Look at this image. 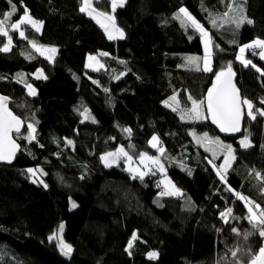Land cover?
<instances>
[{
    "label": "trees",
    "instance_id": "trees-1",
    "mask_svg": "<svg viewBox=\"0 0 264 264\" xmlns=\"http://www.w3.org/2000/svg\"><path fill=\"white\" fill-rule=\"evenodd\" d=\"M12 3L18 9L12 23L26 7L43 27L27 39L9 27L13 45L0 52V93L26 122L24 134L16 136L21 151L15 161L0 163V264H249L264 237L249 222V204L237 193L253 202L257 214L264 210V116L252 120L244 106L240 131L226 133L211 120H182L165 100L172 89L185 107L193 100L206 105L215 73L231 62L242 99L252 102L253 112L264 109V76L236 59L241 46L264 39V0H126L115 13L124 31L120 39H109L80 11L83 0ZM229 3L244 9L231 15L253 23L237 29L222 19ZM97 5L111 10V0ZM181 7L212 38V72L185 59L200 58L203 67L200 33L175 19ZM10 9L0 0V18ZM213 19L221 27H214ZM30 41L57 48V60L42 56ZM7 42L0 35V48ZM89 53L101 57L99 71L88 68ZM244 58L264 70V61L251 50ZM38 68L47 79L32 75ZM25 83L36 88L35 96ZM29 123L36 127L32 141L25 139ZM193 128L235 147L237 158L225 180L210 163L211 154L195 142ZM153 136L163 154L151 147ZM244 136L252 141L249 148L240 145ZM119 148L131 161L104 165L101 156ZM142 153L159 155L165 171L141 164ZM30 168L39 171L33 175ZM138 172L147 174L140 179ZM62 223L72 247L69 258L49 239ZM153 251L158 256L150 258Z\"/></svg>",
    "mask_w": 264,
    "mask_h": 264
},
{
    "label": "snow or ice",
    "instance_id": "snow-or-ice-1",
    "mask_svg": "<svg viewBox=\"0 0 264 264\" xmlns=\"http://www.w3.org/2000/svg\"><path fill=\"white\" fill-rule=\"evenodd\" d=\"M7 2L11 5V11L2 14L3 19H0V34L3 36L8 37L7 44L4 45L3 48H0V52H8L11 50L12 45V37L8 34V31L4 27V25L7 23L8 20L11 19V17L17 12V7L15 4L12 3V0H7ZM244 0H240V3L242 4ZM125 3V0H112L111 8L112 12L114 13L117 9V7H122ZM228 11L224 12L222 14V19H224L226 22H231L236 25V28L238 29L241 25L244 23L252 24L253 20L249 19L245 15H231L232 13H236L237 11L239 13H243L244 9L242 6H239L235 3H229L227 5ZM81 12H87L88 15L93 16V18L96 17H103L105 20L110 22L111 29L114 30L120 38L124 37V33L121 29L116 27L115 24V17L108 13L103 12H96L94 8H92V0H83V6L80 8ZM95 14V15H94ZM175 19H178L181 21V23L184 26H191L193 29H195L197 32L200 33L201 37L203 38L204 42V50L205 55L202 58L203 67H199V60L200 58L197 57H186V61H188L191 64H195L197 66V70H202L204 72H212V56H213V42L212 38L209 35L208 31L205 30L203 25H201L188 11L186 8L181 7L178 11V13L175 15ZM97 23H100V20H97ZM212 24L214 27L217 26L216 20H212ZM24 25H30L32 29L35 30V32H40L42 27V22H39L35 19H33L30 14L28 13L27 8H24V15L20 17L18 22H14L10 25V27L13 30H19ZM101 27L105 29V32L108 33L109 39H114L116 37L113 36L112 31H110L109 24H101ZM19 36L21 38L27 39L25 36L24 31H19ZM32 44V47L39 52L41 55L47 54V59L52 60L53 57L56 54L57 49L52 48H45L44 46L38 45L35 41H30ZM218 47V45L216 46ZM251 50L253 55H259V58L264 61V39L256 38L249 44L243 45L239 48V54L237 55L236 59L240 61V63L244 67L251 66L256 70L257 73H259L261 76H264V70L257 67L256 64L253 63L252 60L245 59L244 53L245 50ZM259 49L260 51L257 53L256 50ZM103 55H107V53H104ZM95 57H89V60H94ZM235 76V73L232 71L231 62L228 64L226 69H223L217 73H215V83L212 85V87L208 90L207 96H206V112L207 115L204 114L203 106L205 105V100L201 101H192V108L190 110H182L181 119H195V120H203L211 118L212 123L216 124L221 132L226 133H234L240 131V124L241 120L244 116V106L247 107V116L251 118L252 120H255L257 117V114L260 116H264V109H257L256 112H253L254 105L251 101H249L246 98H241L239 89L236 87V84L233 81V77ZM43 77L42 71L40 72V76L37 78ZM46 79V77H43ZM29 89V95L35 96L36 91L31 87V85H27ZM171 100L175 101V97H171ZM191 99V97H189ZM167 104V101L165 102ZM261 103L264 104V100H261ZM87 110H85L86 112ZM173 111H177V108H173ZM83 114V113H82ZM85 118H88L87 116ZM24 121H22L18 116L14 115L13 112L8 107V97L0 96V161H6L8 163H11L12 160L15 158V155L17 151L20 149V145L16 143V140L13 139L12 133L15 132L16 134H20L21 132V126L23 125ZM27 128L29 130V134L25 139L32 141L35 140V128L34 125L29 123L27 125ZM125 132L131 133V129H124ZM204 139L207 141V143L213 147L208 148L207 150L212 151L213 155L216 153V149H220L225 153L224 155V164L221 165V169L224 171L227 170L228 167L231 166V161L235 159V156L233 155V148L231 145H225L222 141L219 140V138H216L215 140L209 139L207 137V134H204ZM199 142V141H198ZM69 144L72 143L71 140L68 141ZM151 147L157 148L158 151L163 154L164 148L158 147L159 140L158 137L153 136L152 140L149 142ZM240 145L243 148H249L251 146L249 142V138L245 136L243 139L240 140ZM121 156L126 157L128 161H131L132 157L128 155L127 152L123 148L117 149L116 152H110L105 154V156H102L101 159L105 162L106 166H111L112 164H115ZM140 162L141 164H144L145 167H148L149 165H156L161 170H163V165L160 164V160L158 157L148 156L146 153L140 154ZM211 163V161H210ZM215 167V165H213ZM129 171H136L135 169H132L131 166H129ZM29 173L35 175V173L39 170L37 169H28ZM140 179H143V176L147 173L145 172H138L137 173ZM217 174L220 175L221 180H225L224 175L220 170L217 171ZM259 176V173H257ZM136 178V177H133ZM43 183V181H40ZM47 187V185H44ZM231 190V189H229ZM163 194H171V193H163ZM237 196L239 199L246 201V203L249 204L248 207V220L250 223L253 224V227L259 228V236L264 237V210H260L257 214L256 211L253 210V207L251 206L253 202L248 201L246 197L240 195L237 193ZM73 207H76L75 204H73ZM255 208L259 210L260 206L257 204L255 205ZM232 209H228L227 213L231 214ZM220 216L222 219L225 220L227 223L226 213L221 212ZM63 224L59 225V232L63 231ZM233 232H236L237 230L235 228L232 229ZM50 240L58 239L60 250L63 255L69 256L72 252L71 245H68L63 242L61 238L57 236L56 233H54L52 236L49 237ZM136 239L135 233L133 234L132 240ZM132 247V241H129V248ZM131 254V253H129ZM156 253H149L150 258H155ZM237 253L234 251L232 252V256L235 257ZM250 264H264V246H261L258 250L257 254H254L250 257Z\"/></svg>",
    "mask_w": 264,
    "mask_h": 264
},
{
    "label": "rangeland",
    "instance_id": "rangeland-1",
    "mask_svg": "<svg viewBox=\"0 0 264 264\" xmlns=\"http://www.w3.org/2000/svg\"><path fill=\"white\" fill-rule=\"evenodd\" d=\"M98 1H101V0H92V8H94L95 10H96V12H103V13H108V14H111V15H113L114 17H115V24H116V27H118L119 29H121L122 31H123V29L119 26V24H117V21H116V15H115V13H116V11L113 13L112 12V8H111V10H109V11H107V10H104L103 8H101V7H99L98 5H97V3H98ZM125 3H126V0H125ZM125 3H124V5H125ZM111 4H112V0H111ZM83 6V5H82ZM117 8H119V7H117ZM18 10V9H17ZM117 10V9H116ZM11 11V9L8 11V12H10ZM188 11V10H187ZM189 12V11H188ZM87 13V12H86ZM190 13V12H189ZM88 14V13H87ZM191 14V13H190ZM24 15V14H23ZM95 15V14H94ZM90 16V15H89ZM193 16V15H192ZM13 17V16H12ZM12 17H11V19L10 20H8L7 21V23L4 25V27L6 28V30L8 31V34H9V27H10V25L12 24ZM90 17H92L93 18V16H90ZM194 17V16H193ZM195 18V17H194ZM1 19H3V18H1ZM100 20V23H98L100 26H101V24L103 23V24H109V27H110V31H112V34H113V36L114 37H116V38H114V39H120V37H119V35L114 31V30H112L111 29V26H110V22L109 21H107V20H105L103 17H96V18H94V20L97 22V20ZM196 19V18H195ZM197 20V19H196ZM19 21V20H18ZM198 21V20H197ZM199 22V21H198ZM200 23V22H199ZM201 24V23H200ZM202 25V24H201ZM43 27V26H42ZM42 27H41V29H42ZM204 27V26H203ZM217 27H221L220 25H218V23H217ZM22 29H24L25 30V36H26V33L28 34V36L30 35V33H31V30L32 31H35L34 29H32L31 27H30V25H24V26H22L21 27ZM13 30V29H12ZM105 30V29H104ZM206 30V29H205ZM14 31H16L18 34H19V31H21V29H19V30H14ZM38 33H40V32H38ZM123 33H124V31H123ZM108 34V33H107ZM202 43H203V55H202V58L204 57V55H205V50H204V42H203V38H202ZM12 45H13V42H12ZM11 45V46H12ZM39 45V44H38ZM41 46H44L45 48H52V47H50V46H45V45H41ZM212 51H213V55H214V53H215V50H213V48H212ZM256 51H260L259 49H257ZM94 56H92V57H95V59H99L98 60V62H96V63H94L93 61L94 60H89L88 59V68L89 69H92V70H95V71H99L101 68H103V64H101V63H103L102 62V60H101V57L98 55V54H93ZM42 56H44L45 58L47 57V54H45V55H42ZM57 56H58V51H56V54H55V56L53 57V59L51 60V62H55L56 60H57ZM213 57V56H212ZM202 58H201V61H202ZM253 61V63L254 64H256L257 65V67H259V65L254 61V60H252ZM100 65V66H99ZM191 65H195V64H191ZM202 66H203V62H202ZM42 71V73H43V77H46V79L48 78V76H47V74L45 73V71H44V69L43 68H38L32 75L33 76H35L36 78L38 77V76H40V72ZM43 77H40V78H43ZM43 79H45V78H43ZM216 81H214V83H215ZM25 84H27V83H25ZM27 85H31V87L36 91V94H37V90H36V88L32 85V84H27ZM175 87H178V85H175ZM28 88V87H27ZM29 90V89H28ZM176 91H174V90H172V89H170V90H168V92H167V96L168 95H170L169 97H175L176 99H175V101H173V100H171V99H168V97L166 98V100H165V102L167 101V105H169V106H171L172 108H177V112L180 114V115H182V110H190L192 107H185L183 104H182V101H181V99H180V97H179V95L177 94V93H175ZM250 101V100H249ZM203 110H204V114L205 115H207V112H206V105H204L203 106ZM182 120H184V121H186V122H193V121H195V119H187V118H185V119H182ZM203 120H211V118H208V119H203ZM212 121V120H211ZM32 124V123H31ZM34 128H35V132H36V127L34 126ZM35 132H34V135H35ZM190 133L192 134V136H193V138H194V140H195V142L198 144V145H200L204 150H206L207 152H209L210 154H211V164L212 165H215V170L216 171H218V170H220L221 172H222V174L224 175V177L232 170V168H233V164L235 163V161H236V154H235V147L231 144V143H229V142H224L222 139H221V137H217V136H213L212 134H210L209 132H199V131H197L196 129H192L191 131H190ZM207 134V137L209 138V139H212V140H215L216 138H219V140L220 141H222L223 142V144H225V145H231L232 146V148H233V155L235 156V159L234 160H232L231 161V166L230 167H228L227 168V170L226 171H224L223 169H221V165H223L224 164V159H221V162L220 163H218V164H216L215 163V161L217 162V160H219V158L221 157V156H224L225 155V153L223 152V151H221L220 149H216V153H215V155H213V152L212 151H209V150H207L208 148H210V147H213V146H211V145H209L208 143H207V141L204 139V134ZM24 134V133H23ZM245 137V136H244ZM243 137V138H244ZM248 138H249V142H250V144H251V146H252V141H251V139H250V137L249 136H247ZM242 138V139H243ZM199 141V142H198ZM117 151V150H116ZM116 151H111V152H116ZM126 152V151H125ZM107 153H110V152H107ZM107 153H104L102 156H105V154H107ZM101 156V157H102ZM158 158H159V160H160V156L158 155L157 156ZM124 160V162H126L127 161V158L126 157H123V156H121L120 158H118V160H117V162L115 163V164H112L111 166H114V165H118L119 164V162L121 161V160ZM101 161H102V163L105 165V162L101 159ZM160 164H161V160H160ZM162 165V164H161ZM154 167V166H153ZM158 169H160V168H158ZM161 170V169H160ZM162 172H164L165 171V165L163 164V170H161ZM36 181V180H35ZM164 193H168L166 190L164 191ZM166 195H169V194H166ZM63 224V231L62 232H57L56 234H57V236L60 238V236H61V239L63 240V242L64 243H66V244H68V245H70L67 241H66V239H65V237H64V229H65V224L64 223H62ZM54 240H56L57 241V243H58V246H59V249H60V245H59V240L58 239H54ZM60 252H61V250H60ZM153 252H155L157 255L156 256H158V253L156 252V251H153ZM152 252V253H153ZM62 253V252H61ZM71 254H72V252H71ZM71 254L69 255V256H65V255H63V256H65V257H67V258H69L70 256H71Z\"/></svg>",
    "mask_w": 264,
    "mask_h": 264
},
{
    "label": "water",
    "instance_id": "water-1",
    "mask_svg": "<svg viewBox=\"0 0 264 264\" xmlns=\"http://www.w3.org/2000/svg\"><path fill=\"white\" fill-rule=\"evenodd\" d=\"M232 71H233V69H232ZM234 72V71H233ZM233 81H234V83L236 84V87L239 89V87H238V85H237V83H236V79H235V76L233 77ZM239 93H240V89H239ZM0 96H4V95H2L1 93H0ZM240 96H241V94H240ZM6 97V96H5ZM241 98H242V96H241ZM10 104H11V100H10V98H8V107H9V109H10ZM11 110V109H10ZM12 111V110H11ZM13 112V111H12ZM13 114L14 115H16L14 112H13ZM245 115V114H244ZM16 116H18V115H16ZM19 117V116H18ZM20 118V117H19ZM22 121H24L22 118H20ZM243 119H244V116H243V118H242V120H241V124H240V127H241V125H242V122H243ZM25 130H26V122L24 121V123H23V125L21 126V132H20V134H16L15 132H13L12 133V136H13V139H15L16 140V136H18V135H22L24 132H25ZM16 143H18L19 144V142L16 140ZM20 145V144H19ZM20 151H21V146H20V149L17 151V153H16V155H15V158L12 160V162L11 163H8V162H6V161H0V163H2V164H12L14 161H15V159H16V156L20 153ZM263 246H264V242H263ZM250 264V263H249Z\"/></svg>",
    "mask_w": 264,
    "mask_h": 264
},
{
    "label": "crops",
    "instance_id": "crops-1",
    "mask_svg": "<svg viewBox=\"0 0 264 264\" xmlns=\"http://www.w3.org/2000/svg\"><path fill=\"white\" fill-rule=\"evenodd\" d=\"M33 19H34V18H33ZM35 20H36V19H35ZM37 21H38V20H37ZM16 22H18V21H16ZM39 22H40V21H39ZM42 26H43V23H42ZM9 30H10V29H9ZM21 31H24V32H25V30L22 29V28H21ZM31 31H32V30H31ZM41 31H42V29H41ZM41 31H40V32H41ZM34 32H35V31H34ZM26 34H27V33H26ZM0 35H2V34H0ZM50 47H52V46H50ZM54 48H55V47H54ZM56 49H57V48H56ZM93 54H94V53H89V54H88V59H89L90 56H91V57L94 56ZM88 59H87V62H88ZM99 59H100V58H99ZM99 59H94L93 62L96 63V62H98ZM88 63H89V62H88ZM101 64H103V63H101ZM99 66H100V65H99ZM103 67H104V64H103Z\"/></svg>",
    "mask_w": 264,
    "mask_h": 264
},
{
    "label": "bare ground",
    "instance_id": "bare-ground-1",
    "mask_svg": "<svg viewBox=\"0 0 264 264\" xmlns=\"http://www.w3.org/2000/svg\"><path fill=\"white\" fill-rule=\"evenodd\" d=\"M4 18V17H3ZM1 19V18H0ZM87 66H88V62H87ZM152 169V168H151ZM152 171H153V169H152ZM263 242H264V239H263Z\"/></svg>",
    "mask_w": 264,
    "mask_h": 264
}]
</instances>
